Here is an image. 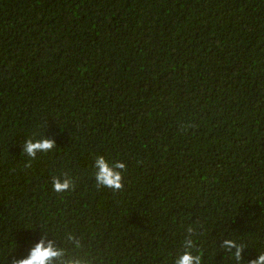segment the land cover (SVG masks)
<instances>
[{
    "label": "trees",
    "instance_id": "16d2710c",
    "mask_svg": "<svg viewBox=\"0 0 264 264\" xmlns=\"http://www.w3.org/2000/svg\"><path fill=\"white\" fill-rule=\"evenodd\" d=\"M41 239L53 264L264 253V0H0V264Z\"/></svg>",
    "mask_w": 264,
    "mask_h": 264
},
{
    "label": "clouds",
    "instance_id": "9594fccd",
    "mask_svg": "<svg viewBox=\"0 0 264 264\" xmlns=\"http://www.w3.org/2000/svg\"><path fill=\"white\" fill-rule=\"evenodd\" d=\"M54 141L50 139H27L24 142V154L30 158H35L38 152H49L54 148ZM94 170V179L97 187H106L113 190H119L123 187V172L126 164L121 161L110 163L103 155H96L92 162ZM53 190L56 192H65L71 188V181L67 178H53ZM190 243V242H189ZM224 246L232 253L234 264H244L243 248L236 244L234 240H226ZM62 251L54 247L52 241L45 243L41 239L32 247L25 258L14 261V264H53V261L62 256ZM79 264V262H72ZM174 264H202L201 255H193L190 251H184ZM249 264H264V253H261L256 260Z\"/></svg>",
    "mask_w": 264,
    "mask_h": 264
}]
</instances>
